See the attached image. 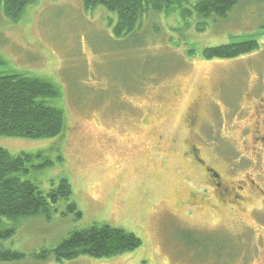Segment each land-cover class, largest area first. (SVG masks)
I'll return each mask as SVG.
<instances>
[{"label":"rangeland","instance_id":"rangeland-1","mask_svg":"<svg viewBox=\"0 0 264 264\" xmlns=\"http://www.w3.org/2000/svg\"><path fill=\"white\" fill-rule=\"evenodd\" d=\"M200 22L149 14L118 39L116 16L86 10L84 0H34L18 23L0 11V76L51 80L61 94L51 106L66 117L56 138H0V148L45 153L53 165L26 179L43 191L66 179L82 213L60 201L49 218L19 221L2 245L25 258L0 264H264V0ZM248 41L259 48L239 58L203 56ZM189 141L226 186L246 187L238 205L219 203L204 169L183 157ZM92 226L142 244L113 258L56 262L51 252Z\"/></svg>","mask_w":264,"mask_h":264},{"label":"trees","instance_id":"trees-1","mask_svg":"<svg viewBox=\"0 0 264 264\" xmlns=\"http://www.w3.org/2000/svg\"><path fill=\"white\" fill-rule=\"evenodd\" d=\"M33 1L0 0V11L12 23H18ZM243 1L196 0L191 11L184 7L187 0H84V6L86 10L103 7L116 16L113 34L120 39L137 32L142 19L149 14L169 16L177 12L184 18L196 14L202 24L213 19H227ZM258 48L256 41H248L205 49L203 56L206 59H235ZM5 64L6 61L0 55V67ZM60 95L58 87L47 78L20 73L0 76V138L45 140L62 135L66 125L65 112L51 106V102ZM59 161L62 162L63 158H59ZM52 165L53 162L43 152L12 155L0 148L1 263L25 258L24 254L2 245L14 236L19 221L43 215L49 218L52 212L57 211L60 201L68 202L67 213L82 218V213L72 200L73 189L69 181L64 179L58 186L43 191L26 179L32 171H42ZM5 219L14 225L7 226ZM141 244L142 241L133 233L109 226H92L72 232L51 253L58 263L82 256L108 259L133 252Z\"/></svg>","mask_w":264,"mask_h":264},{"label":"flooded vegetation","instance_id":"flooded-vegetation-1","mask_svg":"<svg viewBox=\"0 0 264 264\" xmlns=\"http://www.w3.org/2000/svg\"><path fill=\"white\" fill-rule=\"evenodd\" d=\"M191 125L190 127L193 128L192 125L196 124L193 123V118H191ZM197 121V120H196ZM192 132L189 130V135ZM196 133V132H194ZM264 140V138H262ZM261 139V140H262ZM260 140V139H259ZM190 143H187V150L183 153L184 158L190 163L195 164L196 166L204 169L206 175H208L211 184L213 185V188L217 192V201L224 202L229 204L231 207H235L238 205L237 203L242 200V196L240 194L243 193L246 190V187L240 184H236L235 187L226 186L224 182L222 181V175L215 169L208 166L207 161L202 157V148L199 146V144L194 143L192 141H189ZM201 177L204 176L202 173L200 175ZM204 178V177H202ZM247 180L243 183H250L254 184L255 182L253 180H250L249 177L246 178ZM249 179V181H248Z\"/></svg>","mask_w":264,"mask_h":264}]
</instances>
